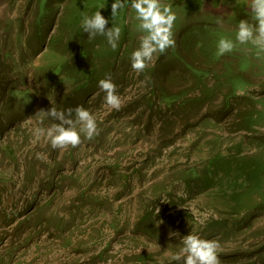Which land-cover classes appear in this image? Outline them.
<instances>
[{"label": "rangeland", "instance_id": "obj_1", "mask_svg": "<svg viewBox=\"0 0 264 264\" xmlns=\"http://www.w3.org/2000/svg\"><path fill=\"white\" fill-rule=\"evenodd\" d=\"M180 2L175 45L137 72L130 56L143 33L134 9L115 21L122 32L112 49L103 36L89 39L80 21L100 10L111 27L113 0H0V85L12 89H0V125L12 123L0 136V264H183L181 236L190 232L218 242L219 264H264V212L248 218L263 197L241 177L233 184L220 170L208 175L212 158L264 151L250 138L264 135V50L237 44L232 60L222 58L216 73L204 76L220 99L234 98L219 121L212 114L221 107L194 102L201 88L176 64L165 86L180 95L158 103L149 71L175 56L181 31L211 25L204 38L212 48L220 36L235 38L236 27L184 24ZM82 47L96 58L79 68L81 78L94 72L91 88L115 63L120 106H108L99 88L86 108L96 134L80 133V144L64 148L46 137L34 143V128L55 123L38 112L60 109L71 97V71L62 65L75 67ZM157 106L168 114L163 122Z\"/></svg>", "mask_w": 264, "mask_h": 264}, {"label": "clouds", "instance_id": "obj_2", "mask_svg": "<svg viewBox=\"0 0 264 264\" xmlns=\"http://www.w3.org/2000/svg\"><path fill=\"white\" fill-rule=\"evenodd\" d=\"M130 8L135 10L136 19L139 22L138 29L143 33L139 40V46L130 56L131 67L137 72H142L152 56L157 51L164 52L175 45L173 27L176 21V13L170 4H162L161 0H113L111 4L112 26L106 28L109 20L100 10L91 14H82L80 26L89 39L103 36L107 44L112 48L118 47L122 28L115 23L122 10ZM253 12L252 20L242 19L235 30V38L220 36L215 43L216 55L231 52L237 44H251L260 50H264V0H251ZM217 24H222V18H217ZM98 87L105 93V103L113 108H119L120 97L116 91V84L110 74L98 81ZM43 113L56 123L50 128L36 127L32 130L33 142L41 137H46L53 148H64L68 145L76 146L81 142L80 133L91 138L97 132V124L94 115L83 105L75 108L59 109L51 107L48 110H40L37 115ZM81 125L77 130L76 124ZM37 158H43L42 153H37ZM202 222V221H201ZM181 252L186 253L183 264H219L217 256L218 242L200 237L199 234L190 232L181 236ZM179 253L173 259L179 260Z\"/></svg>", "mask_w": 264, "mask_h": 264}, {"label": "trees", "instance_id": "obj_3", "mask_svg": "<svg viewBox=\"0 0 264 264\" xmlns=\"http://www.w3.org/2000/svg\"><path fill=\"white\" fill-rule=\"evenodd\" d=\"M208 25L209 24L205 23H193L181 31L177 42L175 56L167 60H163L162 58L158 59L149 72L150 78L153 79H151L153 93L155 94L158 103H162V98H174L180 95L179 92L170 91V89L165 86L173 78L172 70L176 68L173 64H176L181 71L191 74L196 80L195 83L199 86V88H201L200 91L194 95V102H201L202 104L206 103L210 106V108L217 106L221 107L212 114V118L219 121L221 118L227 116L229 112H231L229 107H232V104L230 101L234 98L230 96H223L220 99L218 94L220 92H218L216 88H210L209 80L204 76H208L211 73H216L218 65H222V58L232 60V56L235 55V53L229 52L219 55L218 57L214 56L216 47H210L209 44L211 41L206 42L204 38V36L207 34V29L212 27L211 25ZM206 26H208V28L205 29ZM188 38L192 39L191 43L188 42L189 44L187 43ZM72 61L75 63V67H73L69 62H66L64 63L65 65H62V69L71 71V77L65 79V81L73 82L75 88L71 97L68 98L66 104L61 106L60 109L75 108L78 105H83L85 108H88L90 96L96 94L99 91V87L94 85L93 88H91L88 85L92 81L91 79L94 76V72L90 73V77H83V79L80 77L79 68L83 66L90 68L92 65H94L96 58L92 57L85 47H82L81 50H79V52L74 56ZM89 62H91L92 65H90ZM115 71L116 67L115 63H113L109 66L108 74L111 76ZM161 71L162 73L159 74ZM237 72L238 74H241V77L243 76L242 74H244L240 71ZM217 82H219L218 78ZM83 83H85V85H83ZM3 84L4 86L0 85V89L3 91H9L11 93L12 89L10 91L5 87L8 86V83ZM218 98L219 101L217 104L216 101ZM196 103H194V105ZM149 108L151 109L152 107ZM157 110L162 113V115L159 116V121H165L168 115L167 112H165L163 108L159 106H157ZM239 117L244 118V115L241 113ZM49 119L51 118L49 117ZM10 124L12 125V123L7 122L4 125H0V136H5L9 127L11 126ZM250 138H254L259 143V148L264 149V135L254 134ZM236 146L237 145L235 144L234 148ZM258 153L263 155L259 156ZM231 158L232 159H230L228 155H225L224 157L220 156L212 158L209 163L210 169L208 171V175L210 174L211 176L212 173L215 175L217 170H220V172L223 174V181H228L229 183L233 182V184H235V180H231V178L238 179L241 177V179L247 183V188H254V190L259 191L260 198L261 196L263 197L260 199L261 201H259L264 202L262 201L264 199V151H253L252 153L248 152L244 154L241 150H239L233 156H231ZM260 202L258 204H254L253 207L248 209L250 210L249 214L251 217L250 218L248 214L249 219L256 218L260 215V212H264V204H261ZM12 221L13 220H9L5 224L10 226L13 223ZM24 230H26V228Z\"/></svg>", "mask_w": 264, "mask_h": 264}, {"label": "crops", "instance_id": "obj_4", "mask_svg": "<svg viewBox=\"0 0 264 264\" xmlns=\"http://www.w3.org/2000/svg\"><path fill=\"white\" fill-rule=\"evenodd\" d=\"M161 3L170 4L173 9L178 0H161ZM180 3L184 24L195 21L216 23L217 18H222V24L230 27H236L242 19L254 22L251 0H181Z\"/></svg>", "mask_w": 264, "mask_h": 264}]
</instances>
